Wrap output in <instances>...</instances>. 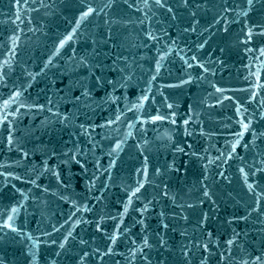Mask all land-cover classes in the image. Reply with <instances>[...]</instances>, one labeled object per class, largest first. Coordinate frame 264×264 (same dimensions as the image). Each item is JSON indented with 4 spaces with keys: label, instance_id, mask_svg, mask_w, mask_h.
<instances>
[{
    "label": "water",
    "instance_id": "obj_1",
    "mask_svg": "<svg viewBox=\"0 0 264 264\" xmlns=\"http://www.w3.org/2000/svg\"><path fill=\"white\" fill-rule=\"evenodd\" d=\"M261 28L264 0H0V264H264Z\"/></svg>",
    "mask_w": 264,
    "mask_h": 264
},
{
    "label": "snow or ice",
    "instance_id": "obj_2",
    "mask_svg": "<svg viewBox=\"0 0 264 264\" xmlns=\"http://www.w3.org/2000/svg\"><path fill=\"white\" fill-rule=\"evenodd\" d=\"M17 3H19V0H17ZM156 3L159 4V3H160V0H156ZM248 4L251 5V4H252V0H248ZM94 11H95V9H94L93 7L88 6L87 9H86V11H84V12L81 13V17H82V18H85V17H87L89 14L93 13ZM169 11H171V9H169ZM77 23H79V21H78ZM254 27H257V26L254 25ZM259 34H264V28H261V31H260ZM247 35H248V39L251 40V38H252V29H248V33H247ZM63 43H64V41H61V44H63ZM261 52H262V54H264V49H261ZM193 59H195V58L193 57ZM157 67H159V62H158V64H157ZM257 75H258V73H257ZM217 90L220 91V89H217ZM17 95H18V94H17ZM142 99H147V97H143ZM8 104H9V101H8V100H5V101H4V108H5V109H7ZM0 118H2L3 120H7V113L5 112V114H4L2 117H0ZM163 118H164V117H160V116H153V117H151L152 120H158V119H163ZM117 119H119V117H117ZM109 123H111V121H109ZM185 123H187V121H185ZM242 126L245 127V128L247 127V125H242ZM9 141L11 142V137H9ZM117 147H119V144H117ZM157 171H159V170H157ZM241 171H243V169H241ZM140 186L142 187L143 185L141 184ZM248 187H249V189L251 190L252 185L249 184ZM135 191H139V187H138L137 189H135ZM204 194H205V195H208L207 192H205ZM165 195H167V193H165ZM12 211L15 212L16 209L13 208ZM11 219H12V217L9 216V217H8V220H11ZM5 224H6V226L9 227V228L12 227V225L9 224L7 220L5 221ZM145 243H147V242L145 241ZM228 243L231 244L232 241L229 240ZM205 247H206V246H205ZM256 259H259V257H257Z\"/></svg>",
    "mask_w": 264,
    "mask_h": 264
}]
</instances>
